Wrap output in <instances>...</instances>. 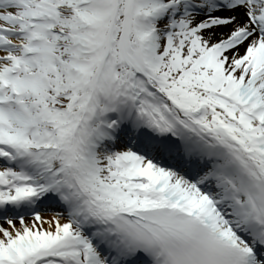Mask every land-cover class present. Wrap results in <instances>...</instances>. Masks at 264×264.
I'll return each instance as SVG.
<instances>
[{
	"label": "snow or ice",
	"instance_id": "snow-or-ice-1",
	"mask_svg": "<svg viewBox=\"0 0 264 264\" xmlns=\"http://www.w3.org/2000/svg\"><path fill=\"white\" fill-rule=\"evenodd\" d=\"M0 264H264V0H0Z\"/></svg>",
	"mask_w": 264,
	"mask_h": 264
},
{
	"label": "bare ground",
	"instance_id": "bare-ground-1",
	"mask_svg": "<svg viewBox=\"0 0 264 264\" xmlns=\"http://www.w3.org/2000/svg\"><path fill=\"white\" fill-rule=\"evenodd\" d=\"M47 214H45V215H42V216H46Z\"/></svg>",
	"mask_w": 264,
	"mask_h": 264
}]
</instances>
